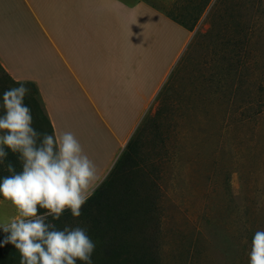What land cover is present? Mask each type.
Returning a JSON list of instances; mask_svg holds the SVG:
<instances>
[{
  "label": "rangeland",
  "instance_id": "rangeland-1",
  "mask_svg": "<svg viewBox=\"0 0 264 264\" xmlns=\"http://www.w3.org/2000/svg\"><path fill=\"white\" fill-rule=\"evenodd\" d=\"M205 2L157 4L182 20L198 15L137 126L146 120L142 170L159 190L160 264H249L264 230V0H212L203 11ZM24 85L32 126L51 134L40 94ZM18 86L0 65V116L4 91ZM17 215L11 202L0 206V223Z\"/></svg>",
  "mask_w": 264,
  "mask_h": 264
},
{
  "label": "crops",
  "instance_id": "crops-1",
  "mask_svg": "<svg viewBox=\"0 0 264 264\" xmlns=\"http://www.w3.org/2000/svg\"><path fill=\"white\" fill-rule=\"evenodd\" d=\"M157 4L0 0L1 67L14 82L36 86L54 135L73 133L87 156L100 151L89 157L99 184L191 37Z\"/></svg>",
  "mask_w": 264,
  "mask_h": 264
},
{
  "label": "clouds",
  "instance_id": "clouds-1",
  "mask_svg": "<svg viewBox=\"0 0 264 264\" xmlns=\"http://www.w3.org/2000/svg\"><path fill=\"white\" fill-rule=\"evenodd\" d=\"M3 93L0 116V164L5 163V146L18 159L22 171L11 162V175L0 182V195L11 202L18 215L0 223L5 238L0 247L11 244L20 253V264H92L96 248L85 227L58 229L49 220H59L70 210L74 218L100 186L94 162L84 153L73 133L59 136L34 129L31 109L24 104L30 89L20 83ZM42 137V139H41ZM43 209V213H40ZM249 264H264V230L253 235Z\"/></svg>",
  "mask_w": 264,
  "mask_h": 264
},
{
  "label": "trees",
  "instance_id": "trees-1",
  "mask_svg": "<svg viewBox=\"0 0 264 264\" xmlns=\"http://www.w3.org/2000/svg\"><path fill=\"white\" fill-rule=\"evenodd\" d=\"M211 1L206 0L200 6L203 11ZM197 16H192L196 18L194 21L189 19V23L186 19L182 20L168 14L169 18L189 32L194 31ZM13 83L19 85L17 82ZM31 85L36 87L34 84ZM35 89L39 93L38 89ZM24 104L28 106L25 99ZM145 121L143 120L134 132L107 178L83 205L81 216L74 218L68 210L59 220H52L49 217L58 229H63L66 225L87 229L88 235L96 244L91 256L92 264H160L156 244L159 227V190L151 173L142 170V163L145 161L143 156ZM44 122L47 123L50 133L54 134L47 116L44 117ZM5 151L7 157L5 163L0 164V182L4 177L11 175L6 169L8 162L14 165L17 173L22 171L19 154L12 153L6 146ZM0 199L4 200L2 195ZM39 211L43 213L44 210ZM5 235L1 230L0 241H3ZM0 264H20L19 251L11 244L0 247ZM77 264L85 262L78 260Z\"/></svg>",
  "mask_w": 264,
  "mask_h": 264
}]
</instances>
